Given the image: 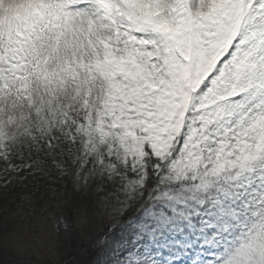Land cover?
<instances>
[{
  "label": "snow or ice",
  "instance_id": "obj_1",
  "mask_svg": "<svg viewBox=\"0 0 264 264\" xmlns=\"http://www.w3.org/2000/svg\"><path fill=\"white\" fill-rule=\"evenodd\" d=\"M0 264H264V0H0Z\"/></svg>",
  "mask_w": 264,
  "mask_h": 264
},
{
  "label": "rangeland",
  "instance_id": "obj_2",
  "mask_svg": "<svg viewBox=\"0 0 264 264\" xmlns=\"http://www.w3.org/2000/svg\"><path fill=\"white\" fill-rule=\"evenodd\" d=\"M77 239H79V237L75 233L72 236H70L68 240L69 246L70 244L72 245V243L75 242Z\"/></svg>",
  "mask_w": 264,
  "mask_h": 264
},
{
  "label": "trees",
  "instance_id": "obj_3",
  "mask_svg": "<svg viewBox=\"0 0 264 264\" xmlns=\"http://www.w3.org/2000/svg\"><path fill=\"white\" fill-rule=\"evenodd\" d=\"M75 246H76V245H75V242H73L72 245L70 244V247L73 248V249H75ZM71 254H72L74 257L77 256V253H76L75 251H73Z\"/></svg>",
  "mask_w": 264,
  "mask_h": 264
}]
</instances>
